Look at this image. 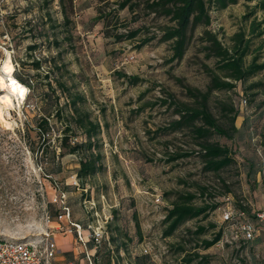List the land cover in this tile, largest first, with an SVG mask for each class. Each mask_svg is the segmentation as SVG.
<instances>
[{"label": "rangeland", "instance_id": "1", "mask_svg": "<svg viewBox=\"0 0 264 264\" xmlns=\"http://www.w3.org/2000/svg\"><path fill=\"white\" fill-rule=\"evenodd\" d=\"M124 1L0 0V75L8 58L15 71L14 56L35 88H26L24 101L11 96L6 105L0 86V238L38 242L53 232L58 264H183L188 256L192 264H264V231L256 218L264 214V71L247 82L233 81L230 91L212 92V114L231 130L233 115L224 108L232 107L238 133L210 138L228 147L234 159L223 171L210 172L195 136L175 127L177 113L194 104L189 89L205 93L212 72L224 76L203 51V29L194 32L183 60L172 61V43L162 38L174 23L150 10L156 0H130L121 9ZM263 3L239 1L226 10L209 5V30L224 48L232 49L234 36L244 35L246 66L254 58L264 64ZM254 23L261 27L252 34ZM43 30L47 38H40ZM146 40L151 41L140 47ZM33 45L36 50L29 51ZM124 75L139 83L130 85ZM59 83L84 100L77 107L98 126L93 142L102 169L83 182L77 178L81 155L60 156L64 136L71 146L87 139L75 120L58 118L55 97L67 105ZM48 114L51 129L44 141L34 128ZM180 197H191L192 205L206 211L165 237L166 217ZM64 207L70 219L60 221ZM241 207L257 229L250 242L240 235L237 220H222L226 211ZM95 212L107 235L96 262V253L75 231L65 233L69 222L93 224ZM219 232L220 242L204 249L203 241ZM67 236L70 246L65 251L59 245L61 253L58 240Z\"/></svg>", "mask_w": 264, "mask_h": 264}, {"label": "trees", "instance_id": "2", "mask_svg": "<svg viewBox=\"0 0 264 264\" xmlns=\"http://www.w3.org/2000/svg\"><path fill=\"white\" fill-rule=\"evenodd\" d=\"M129 1L130 0H125L121 4L120 8L125 9ZM239 1L247 2L250 0H156L149 7L153 13L168 18L172 21V23H174L173 27H167L163 30L162 38L163 42L172 43V61L183 60L194 32L197 29L202 28V40L206 45L204 46L203 51L206 53L207 58H214L217 60V69L222 71L224 74L221 78L217 76L215 72H212L211 85L205 93L197 92V90L192 92V90L189 89L191 98L194 99V104L191 106L185 105V114L181 111L178 112L177 115L180 116V120L175 123L177 132H182L187 129L195 136L196 140L199 142L198 145L201 147L202 157L207 167L206 169L213 173H219L230 167L234 164V159L231 156V151L228 147L221 146L218 143H213L210 141V138L212 136H217L219 138L226 137L231 139V134H237L238 129L235 126V122L237 120L238 113L232 107H225L224 109L226 114L231 113L233 115L230 120L231 130L230 128L227 130L220 126L219 122L209 109V100L212 92L230 91L235 87L233 81L241 83L247 82L257 76L260 72L264 71V64H258L257 58H254L252 62L246 66L245 56L247 55L249 48L248 46L241 48V45L244 44L243 34H236L233 38L235 46L232 49H226L218 40L217 35L213 34L209 30L211 25L209 5L213 4L218 10H226L229 6L235 5ZM260 27L261 24H252V34H254ZM137 34V31L133 32L129 36L130 39L135 38ZM263 35L264 31L259 33V36ZM39 36L40 38H47L48 34L43 30L39 32ZM34 38L35 37L33 36V39ZM149 41L151 40L144 41L140 47L145 46ZM36 47V45L29 46L28 50L34 51L36 50ZM12 62L15 65V71L13 74L14 78L24 85L30 93H34L35 88L33 86L32 78L30 76L27 78L22 76L19 70L20 64L14 56L12 57ZM35 65L36 70L41 68L39 62H35ZM122 77L126 79L130 85H136L139 83V80L136 77L126 75ZM58 87L61 92L60 95L65 97L67 101L65 108H69L72 113L68 116L65 108L60 106V96L55 97V107L58 118L65 119L64 117L67 115L66 117L68 120H75L77 128L82 130L87 139L85 143H75L71 146L67 136H64L63 139L60 140V147L64 150L60 156H64L65 154L81 155L79 161L80 168L77 173V178L80 182H83L88 178L95 176L102 169L100 164L101 156L94 152L95 147L93 142L98 126L93 124L90 121L89 116L82 114L77 107V101H84L79 100L81 99L80 96H74L64 83H59ZM52 103L54 102H51V100H44V104L45 106H48V108L53 107ZM46 110H44L45 113H47ZM49 118L50 114H48L47 117H41L40 120L36 122V126L34 128L38 137H40V139H44V141H46V136L49 134L51 129L50 122L48 120ZM201 122L203 123V126L198 125ZM66 127L70 131V124H66ZM0 131H2L1 128ZM191 201V197H180L172 204V208L169 210L165 221V224L167 225V229L164 232L165 237L173 236V234L186 222L196 219L205 213V209L195 207L190 203ZM239 211H243L248 215L246 209L243 207H241ZM204 232V228L199 229L200 234ZM221 238L222 232H219L212 240L203 241L204 249H209L215 246L220 242ZM88 244H90L91 249H96V255L94 258L96 262V256L100 253L99 248L105 245L106 241H103L98 248H96L95 244L91 241ZM192 263L193 261L189 256L185 257L183 260V264Z\"/></svg>", "mask_w": 264, "mask_h": 264}, {"label": "built area", "instance_id": "3", "mask_svg": "<svg viewBox=\"0 0 264 264\" xmlns=\"http://www.w3.org/2000/svg\"><path fill=\"white\" fill-rule=\"evenodd\" d=\"M244 104L246 102H243ZM157 203H160V199L157 198ZM64 204V202H61ZM94 206L93 202H90ZM63 214L59 215V220H69L70 212L68 208H63ZM93 209V208H92ZM94 216L96 220L93 224H90L86 228L81 225L73 224L69 222L66 234H73L75 231L78 234V238L81 243L86 244L82 233L87 231L88 240L95 244L98 248L103 241L106 240L105 224L101 223L98 214L95 212ZM248 215L243 211H232L231 209L223 214L224 223H233L237 220L238 231L242 238L247 241H253L257 229L254 224L248 220ZM258 223L264 231V214H256ZM46 222L48 225L51 224V218L47 215ZM54 234L53 232H47L43 238L38 242H27V241H14L0 238V264H58L59 253L54 245ZM145 253H147L145 251Z\"/></svg>", "mask_w": 264, "mask_h": 264}, {"label": "bare ground", "instance_id": "4", "mask_svg": "<svg viewBox=\"0 0 264 264\" xmlns=\"http://www.w3.org/2000/svg\"><path fill=\"white\" fill-rule=\"evenodd\" d=\"M14 67L11 64L10 58H8L3 67V75H0V86L6 91L1 99L6 105H10L11 99L9 97H15L18 102L24 101L27 94V89L24 85L18 82L14 76ZM6 77V79H5ZM8 78V79H7Z\"/></svg>", "mask_w": 264, "mask_h": 264}, {"label": "crops", "instance_id": "5", "mask_svg": "<svg viewBox=\"0 0 264 264\" xmlns=\"http://www.w3.org/2000/svg\"><path fill=\"white\" fill-rule=\"evenodd\" d=\"M84 226V225H83ZM82 235H83V237H84V240H85V242H86V244H84V246L86 247V248H89L90 250H92L91 252H94L95 253V251H96V249H91L90 248V244H88L90 241L88 240V233H87V231H84L83 233H82ZM71 240L69 239V237L67 236V237H65V238H62V239H60V240H58V242H59V244H58V246L60 245L65 251H67L68 250V248H69V246H70V242ZM64 242H67V245H65L64 244ZM64 244V245H63ZM59 246V247H60ZM61 247H60V251H61V253H62V251L63 250H61ZM60 253V254H61ZM91 255V254H90ZM90 257V256H89ZM60 260V259H59Z\"/></svg>", "mask_w": 264, "mask_h": 264}]
</instances>
